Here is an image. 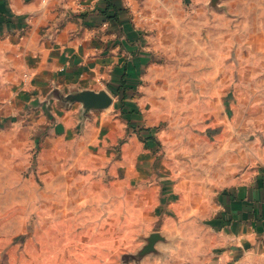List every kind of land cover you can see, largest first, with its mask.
I'll use <instances>...</instances> for the list:
<instances>
[{
	"label": "rangeland",
	"instance_id": "rangeland-1",
	"mask_svg": "<svg viewBox=\"0 0 264 264\" xmlns=\"http://www.w3.org/2000/svg\"><path fill=\"white\" fill-rule=\"evenodd\" d=\"M125 5L66 91H107L110 108L62 92L0 109V264H156L138 237L162 230L182 234L185 259L193 219L210 230L226 202L214 179L248 147L264 153V0Z\"/></svg>",
	"mask_w": 264,
	"mask_h": 264
},
{
	"label": "crops",
	"instance_id": "crops-1",
	"mask_svg": "<svg viewBox=\"0 0 264 264\" xmlns=\"http://www.w3.org/2000/svg\"><path fill=\"white\" fill-rule=\"evenodd\" d=\"M113 1L122 10L118 13L122 19L127 13L125 0ZM105 5V0H0L2 111H11L16 98L29 100L47 94L51 99L62 92L68 96L66 91L70 92L82 78L90 76L88 72L92 69L86 67L99 64L89 56L96 30L100 32L103 27L97 20ZM115 14L112 11L110 15ZM36 109L37 114L42 113ZM225 176V181L215 178L211 184L214 194L228 191L224 204L214 202V227L207 228L210 225L207 219H193L195 225L203 228L191 236L195 238V245L185 244L189 257L179 256L175 260L176 253L184 248L185 239L181 233L162 230L154 232L162 240L150 252L151 261L156 264H264V153L251 154L248 147L237 165L229 163ZM152 234L138 237L139 241H146L142 249Z\"/></svg>",
	"mask_w": 264,
	"mask_h": 264
},
{
	"label": "water",
	"instance_id": "water-1",
	"mask_svg": "<svg viewBox=\"0 0 264 264\" xmlns=\"http://www.w3.org/2000/svg\"><path fill=\"white\" fill-rule=\"evenodd\" d=\"M65 102H78L83 105L86 111L105 110L112 106L113 97L107 91H84L82 93H71L65 97ZM162 240L159 233H154L148 238V244L142 250L143 254L154 250L155 245Z\"/></svg>",
	"mask_w": 264,
	"mask_h": 264
},
{
	"label": "trees",
	"instance_id": "trees-1",
	"mask_svg": "<svg viewBox=\"0 0 264 264\" xmlns=\"http://www.w3.org/2000/svg\"><path fill=\"white\" fill-rule=\"evenodd\" d=\"M105 4L106 5L104 6V8H102L98 14V18L100 21L99 23L101 24L102 22H106V21L118 22L120 20L118 13L121 10L120 7L118 6V4L113 0H105ZM112 11H115L116 14L110 15L112 13ZM125 74L126 73H124V76L122 78L123 80H122L121 84L117 87V90L115 91V93L119 95V97L121 98V101L123 103L132 100L131 91L127 87V78H126L127 74L126 75ZM129 123L131 124V126H134V125H132L133 123L131 121ZM150 139H152V138H150Z\"/></svg>",
	"mask_w": 264,
	"mask_h": 264
}]
</instances>
